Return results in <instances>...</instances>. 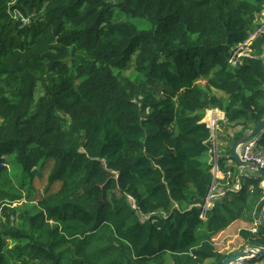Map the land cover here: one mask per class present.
<instances>
[{
    "label": "trees",
    "instance_id": "obj_1",
    "mask_svg": "<svg viewBox=\"0 0 264 264\" xmlns=\"http://www.w3.org/2000/svg\"><path fill=\"white\" fill-rule=\"evenodd\" d=\"M263 11L264 0H0V264H220L229 254L213 237L264 206L263 179L231 158L264 119ZM211 108L233 131H218V182ZM238 235L264 247L258 225Z\"/></svg>",
    "mask_w": 264,
    "mask_h": 264
},
{
    "label": "built area",
    "instance_id": "obj_2",
    "mask_svg": "<svg viewBox=\"0 0 264 264\" xmlns=\"http://www.w3.org/2000/svg\"><path fill=\"white\" fill-rule=\"evenodd\" d=\"M21 22L25 25H28L30 23V20L28 17L26 18H22ZM263 31V30H261ZM260 31V32H261ZM250 42H246L243 45L239 46L237 48L236 51H234L229 58V63L232 66L237 65L239 62V60L243 57L248 56V46H249ZM262 62H264V54H263V58H262ZM219 110L215 109V108H211L206 110L204 118H203V123L205 125V127L210 131L211 134V141H212V145H213V149H212V154H213V169L212 172H215V177H216V172H217V158L215 159V157L217 156V147L215 146V139L213 137L215 131H217L218 129V122H219ZM257 140L258 138H254L249 140L248 142H246L239 150V156L241 158V160L245 163H250V164H256L258 165L263 171H264V150L260 149L257 146ZM215 159V161H214ZM218 173V172H217ZM229 176V173H227V177ZM215 180V178H214ZM228 184V183H226ZM260 188L264 189V180L260 182ZM217 187V185H216ZM214 183L212 184L211 187V191H210V195L208 197V200L210 198H214L216 196L215 193V189H216ZM241 184L239 183V180H236L235 183L232 186V190L235 192H238L241 190ZM215 193V194H214ZM224 192L219 193V196L223 195ZM208 207V202L207 205L204 208L203 213L200 215V217L202 219L205 218V211ZM255 231V230H253ZM246 261H238L235 262L233 264H245Z\"/></svg>",
    "mask_w": 264,
    "mask_h": 264
},
{
    "label": "rangeland",
    "instance_id": "obj_3",
    "mask_svg": "<svg viewBox=\"0 0 264 264\" xmlns=\"http://www.w3.org/2000/svg\"><path fill=\"white\" fill-rule=\"evenodd\" d=\"M114 17L117 19H122V20H128V21H132L134 24H137L139 27L146 29L148 26L144 23L145 21L128 15L126 13L121 12L120 10H114ZM148 29V28H147ZM216 94L218 93L220 96H222L221 92L218 91H214ZM218 135V130L215 131L213 137L215 139V146L217 147L218 142H216V138ZM8 162L4 161L7 164V170L10 174L11 177L16 178L15 179V183H18L21 178H19L20 174H21V169L18 167V165H16L14 163L13 157H10L7 159ZM5 164V165H6ZM3 166V165H2ZM51 168V163H48L45 167V169L41 172V176L37 179H35L33 181V187H34V192H35V197H39L42 192L44 187L47 184V174L49 172ZM217 172H216V176H217ZM59 188V184H54L51 188L52 191H56ZM237 227H239L237 225ZM236 228H232L230 231L227 232V236L226 237H218L216 238V248L217 250H219L222 253H227L229 252L231 249L233 248H237L238 246L243 244V240L241 238H236ZM239 236V235H238Z\"/></svg>",
    "mask_w": 264,
    "mask_h": 264
},
{
    "label": "water",
    "instance_id": "obj_4",
    "mask_svg": "<svg viewBox=\"0 0 264 264\" xmlns=\"http://www.w3.org/2000/svg\"><path fill=\"white\" fill-rule=\"evenodd\" d=\"M264 70V62L262 64ZM264 131V119L259 122L255 127H253L250 131L244 134L233 146L231 152V158L237 167L245 169V170H254V172L258 173V175L264 179V171L256 164L245 163L241 160L239 156L240 148L249 140L257 138ZM217 156L215 157V159ZM214 159V161H215ZM213 178H215V172L213 173ZM214 183V180H213ZM257 225L261 228H264V206L262 207ZM264 256V247L255 246L252 244H244L237 251L226 256L220 264H233L238 261H249L254 258H259Z\"/></svg>",
    "mask_w": 264,
    "mask_h": 264
},
{
    "label": "crops",
    "instance_id": "obj_5",
    "mask_svg": "<svg viewBox=\"0 0 264 264\" xmlns=\"http://www.w3.org/2000/svg\"><path fill=\"white\" fill-rule=\"evenodd\" d=\"M259 25H260V28L262 27V28H264V11L262 12V14H261V18H260V20H259ZM264 30V29H263ZM263 54H264V52H263ZM215 93V92H214ZM216 94V93H215ZM217 96H219V94L217 93L216 94ZM219 112V122H221V121H223V118H224V116H223V113L222 112H220V111H218ZM218 122V123H219ZM236 130H237V128H236ZM218 131L220 132V133H222V135L224 134V132L226 133V134H228V135H232L233 134V131H231V130H228V131H226V130H224V129H222L220 126L218 127ZM218 144L219 145H221L222 144V142H218ZM233 165L232 164V162L231 161H229V165ZM236 165V164H235ZM239 167H237V170L239 171V174H241V175H244V176H246V177H248V176H250V175H252V173L254 172V170H245V169H242V168H239ZM222 178H223V175L222 174H220V173H218L217 174V176L215 177V179H217V182L218 181H220V180H222ZM264 180V179H263ZM263 180H261V181H263ZM218 184V183H217ZM218 188H219V184H218V186L216 187V189H215V193L216 192H218ZM264 190V189H263ZM214 193V194H215ZM237 225L239 226V227H237ZM257 225V221H255L253 224H251V225H249V224H247V223H245V222H243V221H240V220H238V221H234L233 223H231L224 231H222V232H220V233H218V234H216L214 237H213V243H214V245H215V248H216V238H218V237H226L227 236V232L228 231H230L232 228H236V232H237V234H236V238H240L239 236H238V233H239V231L240 230H247V231H249V230H251L252 228H254L255 226ZM244 243V242H243ZM243 245V244H242ZM242 245H240V246H238L237 248H233V249H231L229 252H227V253H223V254H230V253H233V252H235V251H237ZM217 249V248H216ZM219 251V250H218ZM220 252V251H219ZM220 253H222V252H220Z\"/></svg>",
    "mask_w": 264,
    "mask_h": 264
},
{
    "label": "bare ground",
    "instance_id": "obj_6",
    "mask_svg": "<svg viewBox=\"0 0 264 264\" xmlns=\"http://www.w3.org/2000/svg\"><path fill=\"white\" fill-rule=\"evenodd\" d=\"M263 29H264V28H261V30H263ZM261 30H259V32H260ZM252 38H253V37H252ZM252 38L249 39L248 42L251 43ZM249 45H250V44H249ZM248 47H249V46H248ZM247 49H248V48H247ZM236 50H237V49H236ZM236 50H235V51H236ZM248 51H249V49H248ZM233 52H234V51H233ZM233 52H232V53H233ZM232 53H231V54H232ZM229 58H230V56H229ZM229 58L227 59V65H228V66H232V65L229 63ZM243 58H244V57H243ZM243 58H241L238 62L240 63V62L243 60ZM239 63H238V64H239ZM235 66H236V65H235ZM233 67H234V66H233ZM221 196H222V195H221Z\"/></svg>",
    "mask_w": 264,
    "mask_h": 264
}]
</instances>
